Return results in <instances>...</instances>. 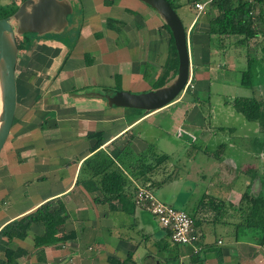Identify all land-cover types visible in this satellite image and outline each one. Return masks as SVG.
<instances>
[{
	"label": "crops",
	"instance_id": "obj_1",
	"mask_svg": "<svg viewBox=\"0 0 264 264\" xmlns=\"http://www.w3.org/2000/svg\"><path fill=\"white\" fill-rule=\"evenodd\" d=\"M69 1L74 3L76 18L71 20L73 28L67 32L75 29V45L72 43L68 45L58 37L62 36L64 31L59 35H54L56 37L53 36L50 40L48 38L35 40L34 47L29 44L31 47L28 50L18 52L16 79L21 77L27 82L25 89L31 92V96H39L44 103L46 101L49 110L43 106L42 109L36 108L38 110L35 111H38V114L46 112L44 116L51 117V120L48 124L46 123L47 128L41 132L42 137L45 138L43 142L47 150L37 152V147L29 142L19 147L18 138L14 141L17 143V153L23 150L26 154L24 161L29 168L23 171L15 170L14 175L9 173L8 179L0 178V203H6L4 209L0 208V230L9 222L29 214L47 201L59 199L66 209L68 220L58 227L57 236H68L73 233L74 238L46 247L41 251L33 247L32 240L34 236L43 234V226L42 224L32 225L30 235L25 240L13 242L15 249L26 252L17 259L18 264H114L112 260L117 261L118 264H154L155 258L162 256V252L165 253L168 250L163 248L165 245L164 230L150 213L135 205L133 186L125 187V197L121 202L115 200L111 204L97 203L95 199L100 198V194L98 192L89 193L82 186V181L91 178V172L84 167L83 162L93 155V153L90 154V150L95 140L89 139L88 136L98 132L102 133L104 139V145L99 150L105 153L110 152L114 147L121 149L128 144L127 142H131L130 148L137 154L146 150L147 145L151 144L157 154L169 156L166 163L159 167L151 177L153 192L158 190L156 198L175 209H177L175 205L182 202V198L176 194L177 188H171L173 191L167 188L171 184L178 185L181 178H178V174L175 176L174 172L167 168L172 158L171 154L167 152V149L158 148L157 143L153 142L145 132L134 133L136 127L158 115L159 110L145 114L144 117L139 116L122 127H108V130L104 110L107 106L104 104V99L97 95L99 91L96 90L99 87L100 89L109 87L113 83L115 85L116 76L123 80L122 77L125 75L132 82L150 83L148 85L152 86L150 81L155 82L162 72L170 35L164 29V23L157 12L140 0H120L119 3L111 1L107 8L103 5V3L107 4V0ZM8 3V0H0L1 5ZM99 5L105 11H99ZM82 9L84 13L79 14ZM195 20L196 17L188 25V32L193 26L195 27ZM162 30L166 32L164 35ZM158 33L160 35L156 39ZM128 39H131L132 47L118 48V43L123 44ZM202 48L201 44H199L198 51L195 47L193 55L197 60L196 65H199L195 76L200 80L208 73L207 70L209 71L204 66L207 65V58L204 59L205 49L198 57L199 50ZM129 49L131 50L128 51ZM190 53L191 50L189 57ZM163 54L165 56L161 57ZM85 55L87 58L84 57ZM20 66H22L21 71H19ZM54 69H56L54 78H48V80L47 77ZM46 79L52 85L56 80L57 83L51 94L43 98L47 95L48 88L43 91L39 85H47ZM66 84L69 86H65ZM88 88H95L91 91L97 98H79L70 94ZM96 101L99 102V106ZM18 104L19 101H17V109ZM70 116L73 119L68 118ZM15 119L17 124L11 132L15 131L14 129L19 125L17 110ZM114 120L110 118V121ZM187 125L199 131L197 135L189 132L193 138L188 139L199 140L202 144L210 141L209 128L190 123ZM71 130L75 132L74 135L69 133ZM250 134L252 136L249 139L250 143H254L257 149L259 144L260 146L264 144V138L259 136L261 133L258 125L252 128ZM50 147L56 152L55 155L49 153ZM69 148L73 149L74 155L65 154V150ZM259 154L263 157L264 149L261 148ZM221 156L220 158L224 160V155ZM245 160L238 158L235 164L231 163L232 168L224 160L219 163V169L214 168L212 171L207 169L208 163L194 165L196 175L184 174L185 178H191L193 183L190 200L194 199L196 192L200 200L201 192L199 191L202 187L203 196L206 198L205 203L208 198H213L215 203L223 201L226 204L238 206L243 192L248 191L246 188L250 185L241 178V173L245 174L242 168L255 170V166L249 163L251 161L248 159L245 162ZM228 161L231 162V160ZM232 169L236 171V180L231 178ZM159 173L162 174L160 181L155 179ZM167 176L168 179L165 180ZM18 181H22L23 184L17 185ZM137 183L138 181H132L134 186L139 185ZM213 183L218 186L214 188ZM16 185L20 187L22 199L14 202L10 197L14 198L12 192L15 193ZM7 187H11V190L9 191ZM220 189V198L212 195V191L220 192ZM5 191H8V194H3ZM131 193L132 197H129ZM192 204L188 202L186 208L191 207ZM208 207H210L209 203L208 206L201 208L195 206L194 208L197 219L200 220L199 248L203 251L200 255L204 264H224L229 254L233 257L236 255L240 260L239 264H264V246L259 248L251 241V238L247 242L241 241L239 239L240 230H236L230 220L229 224H224L223 220H216L221 215L229 219L233 212L228 210L218 217L217 213L208 212ZM213 235L215 241L211 238ZM210 249L218 253L209 252ZM191 250V247H179L178 257L181 264H193L194 258L191 256ZM129 256L131 260L128 259ZM175 256L176 252L167 253L165 258ZM159 262L163 264L161 260Z\"/></svg>",
	"mask_w": 264,
	"mask_h": 264
},
{
	"label": "rangeland",
	"instance_id": "obj_2",
	"mask_svg": "<svg viewBox=\"0 0 264 264\" xmlns=\"http://www.w3.org/2000/svg\"><path fill=\"white\" fill-rule=\"evenodd\" d=\"M111 1H115V3L120 2V0H107V4L103 2L102 3L104 7L107 8L108 4H111ZM171 1L174 2V5L176 6V14L180 18L183 27L187 30L188 25L195 19L197 15V12L192 5V3L196 0ZM98 9L99 11H105L100 5L98 6ZM207 9L208 8L206 7L205 10L198 15L199 17L196 18L195 23L197 21L198 22L196 23V27H193V29L195 28V30L202 32H205L207 30V27L202 23L207 13ZM83 10L84 9L79 11V14H83ZM67 31L68 30H66L62 36L58 37L63 39V41L68 45H70L71 43L74 44L76 41V35L74 32L75 29H73V31L71 32ZM162 31L164 35L166 32H164V30ZM159 32L161 33V30ZM160 33L157 34L156 39L159 38L158 36L160 35ZM187 33L189 34L188 31ZM28 35L29 37L33 36L31 34ZM131 37L133 36L131 35ZM199 37H201V35H198L196 33L193 34L194 45L197 51L199 49V44L202 45L207 43L206 40H199ZM238 39L239 38L237 37H226L224 40L219 39L205 46L203 45V48L199 50L198 57H200L202 50L205 49L204 59L207 58L206 64L209 65V68H207L206 65L205 69H209V71L207 70L208 73L206 75H203V78L200 80L196 78V70L193 72L191 66L192 80L189 86L191 93L186 96H184L183 93L178 97L177 100L179 101L176 100L177 102L174 101L170 105L160 109L158 111V115L149 118L147 121L143 122L141 125L134 129V133L145 132L149 137H151V140L153 142L157 143L158 148H161L162 150L167 149V152L171 154L172 158L171 161H169L167 168L171 172H174L175 176L178 174V178H181L178 182L179 187H177L178 185L171 184L169 185L170 187L167 188H170V191H173V189H171L173 187L177 188L176 194H178V196L182 198V202L180 204H176L175 206L179 210L185 209V212L188 214L193 213L195 206H198L199 201L202 199L204 193L202 192L204 190L201 187V190L199 191V193L201 192L200 200L199 194L197 192L195 193L193 200H190L189 198L192 195L190 191H193V183L192 179L185 178L186 175L184 174L188 173V175L190 176L196 175V169H193L194 165H205V163H208L207 169L209 171H212V169L214 168L219 169V163L224 160L225 163H228L232 168L231 163L235 164L238 158L246 159L245 162L249 159L251 161L249 163H251L252 166H255V170L242 168L245 174L242 175L241 173V178L242 180L245 179L246 182L250 183V185L246 188L250 193L254 195H264V156L262 157L259 154L261 148L257 149V146H255L254 143L251 144L249 140L252 138L250 134L252 133V128H254L257 123L246 121L244 117L237 113L231 105L232 100L235 98L264 99V56L256 53L252 45H249V47H247L246 45L237 43ZM214 40L216 39L214 38ZM161 41L164 42V39L161 38ZM252 42L253 44L256 43L255 41ZM30 45L34 47L35 41L31 42ZM117 45L119 48L132 47L133 44L131 43V39H128L123 44L118 43ZM195 47L192 48V55L190 53V62L194 64H196L197 61L193 56L195 54ZM131 49H129L128 51H130ZM164 56L165 54L161 55V57ZM249 59L253 61L252 85L250 88H247L241 86V80L242 72L247 70V63ZM197 67L198 66H196V68ZM21 70L22 66H20L19 71ZM55 73L56 69L52 70L47 79L54 78ZM122 78L123 80H119L120 91L137 95L156 90L153 89V80L150 81L152 83L151 86L148 85L150 83L143 84L137 83L139 81L132 82V80H129L128 76L126 75ZM48 80L46 82L47 85H39L40 89H43V91L48 88V90L46 91L47 95L43 98L47 97L48 94H51L53 88H56L57 80L54 81V85L50 84ZM130 81L132 82V84ZM18 85L17 101H19V104L17 112L18 121H20L19 125L14 129L15 131L11 132L13 137L10 136L8 142L6 143L4 149L0 154V178L2 180L3 178L8 179L9 173L14 175L15 170L19 169L23 171L24 169L29 168L24 161L26 159V154L24 153V151L22 150L21 153H17V143L14 142L16 138H18V143H20L18 144L19 147L25 142H29L34 147H37V152L47 150V146L43 142L45 138L42 137L43 134L41 135V132L47 128V124L51 120V117H45L46 115L44 113L46 112L38 114V111H35L38 110L36 108L42 109L43 106L46 110H49V108H47L46 101L44 103L42 98H39V96H31V92L28 91V89H25L27 86V82L22 80L21 77H19L18 79ZM65 86L68 87L69 84H66ZM115 86L116 85H114L113 83V85H110L109 87H104L101 89L99 87V89L97 88L96 90L97 92L99 91V94L102 95L112 94L114 93L113 91L115 90ZM94 89L95 88H88L87 90ZM105 89H107L108 91H105ZM82 91L83 90H81L80 92ZM193 99H196V103L192 102ZM97 105L99 106V102H97ZM104 110L107 120L106 128L108 130V127L111 128L112 126L113 128H116L118 126L122 127L127 123H131L135 118L140 116L138 111L133 109H125L120 107H104ZM68 118L73 119L71 116ZM110 118L115 120L110 121ZM187 123L199 125L203 128H209V134H211L210 141L206 144H202L199 140L194 141L195 139H188L191 136L187 135L189 134V132H193L197 135V133L199 134V131L193 130V128L187 125ZM157 127L159 129H157ZM179 131L182 132L180 136L177 135ZM69 133L71 135H74L75 132L71 130L69 131ZM259 136L264 138L263 134H259ZM20 137L26 140H23ZM191 138L193 137L191 136ZM50 149L48 150L49 153L51 155H55L56 152L52 150L51 147ZM65 154L74 155V151L72 148H69L65 150ZM221 155H224V160L220 158L222 157ZM228 160H231V162H229ZM231 171V178H234L236 180V171L234 172L233 169ZM161 175L162 174L159 173L158 176L155 177V179L160 181V177H162ZM167 179L168 176L165 178V180ZM16 184L20 185L23 183L22 181H18V183ZM215 184L216 183H213L214 188L218 186ZM17 185L16 187H14L15 193L12 192L14 198L10 197L14 202L22 199L20 187H17ZM7 188L9 191L11 190V187ZM7 192L5 191V193L3 194H6ZM157 192L158 190H154L155 196L157 195ZM220 193L221 189L220 192L212 191V195L218 198H220ZM188 202H190V204H193L191 207L186 208ZM183 204H185V206H183ZM5 207L6 203H0V208L4 209ZM244 231H246V233H242V235H240L239 233V239L243 242L250 241L249 238L253 237L254 234H257L255 236L256 238L261 235V232L259 230L246 229ZM211 238L215 241L214 235L211 236ZM174 252H176V248L172 245L165 253L162 252V256H158L155 259L159 261L161 260L163 264H181L179 258L176 262L165 260L166 258H169H165L167 253L173 254ZM193 253H197V251ZM239 262L240 260L236 255H234L233 257L231 254H229V258L227 257L224 264H239ZM193 264L197 263L193 262Z\"/></svg>",
	"mask_w": 264,
	"mask_h": 264
},
{
	"label": "trees",
	"instance_id": "obj_3",
	"mask_svg": "<svg viewBox=\"0 0 264 264\" xmlns=\"http://www.w3.org/2000/svg\"><path fill=\"white\" fill-rule=\"evenodd\" d=\"M19 1L20 0H9V3L6 5L0 4V19L14 14L17 10ZM166 1L175 11L176 6L174 2L171 0ZM205 1L206 0L194 1L192 3L193 8L195 9V3H203ZM206 7L208 9L202 23L207 27V30L202 32L195 30V28L193 29L194 26L192 27L188 34L191 51L192 48L195 47L193 34L196 33L201 35L199 40L207 41V43L202 44V46L219 39L224 40L226 37H237L239 38L237 43L246 45L247 47L252 45L256 53L264 56V0H213ZM197 17L199 16L196 15V18ZM163 27L170 35L168 52L162 66V72L154 82L153 89L162 88L167 85L175 78L178 69V57L173 37L169 28L166 25ZM184 30L187 32L185 28ZM214 38L216 40H214ZM252 41L256 43L253 44ZM18 48L22 51L28 50L29 44L22 41L18 45ZM84 57L87 58L86 55ZM252 64L253 61L249 59L247 70L242 72L241 86L243 87L250 88L252 85ZM196 66L199 65L192 63L193 72L196 70ZM204 66L206 67V65ZM208 66L209 65H207V68H209ZM119 80L120 78L116 76L114 93L120 91ZM16 83L18 89L17 79ZM105 91L108 90L105 89ZM190 93V88H187L184 96ZM192 102L196 103V99H193ZM231 105L246 121L257 123L260 133L264 135L263 98H235L232 100ZM137 111L141 117H144L145 113L143 111ZM150 113L152 112L148 114ZM16 124L17 120L14 119L12 128ZM88 138L95 140L90 150V154L93 153V155L87 158L83 164L84 167L91 172V178L82 181V186L89 193L98 192L100 194V198L95 199L97 203L111 204V202L115 200L121 202L125 197V187L130 188L133 186L135 193L136 188L132 185V181H138L137 184L139 185H145L150 182V187H153L151 183L152 175H154L155 171L169 159L168 155L157 154L154 146L151 144L147 145L146 150L136 154L130 148L131 142H127L128 144L121 149L114 147L110 152L105 153L99 150L104 145L101 132L91 134ZM258 147L264 149V144H261V146L259 144ZM132 193L129 197H132ZM205 199L204 196L199 201L198 207L208 206L209 203L210 207L207 208V211L217 213L216 215L218 217L224 212H228V210L233 212L229 219L223 218V215H221L219 219H216L215 215L214 221L215 219L219 221L223 220L224 224H229L230 220L231 225L235 226L236 230H240V235L241 233H246V231H244L246 229L259 230L261 235L258 238L255 237L257 234H254L253 237L250 238L256 245L261 247L264 246V195H254L249 191H245L236 207L231 204H226L223 201L215 203L213 198H208L205 203ZM195 213L196 211L193 210L192 214H187L194 220V227L198 230L200 220L197 219ZM67 220L68 214L63 203L59 199H54L40 205L29 214L9 222L0 230V264H18L17 259L25 255L26 252L15 249L13 247V242L25 240L30 235L32 225L42 224L43 226V234L33 237L32 241L35 249L43 250L46 247H51L63 241L73 239V233H70L68 236H57L58 227L65 224ZM170 237L171 231L168 229L165 230L163 238L165 245L163 248L168 249L173 245ZM197 246L199 247V242ZM173 247L176 248V256L174 258H166L165 260L176 262L179 258L178 250L180 246L173 245ZM41 251H39V253H41ZM211 251L216 252L214 249H210L209 252ZM201 252L203 251L191 253V256L194 258L193 261L197 264H204L202 256L200 255ZM128 259L131 260V256H129ZM112 263L118 264L117 261L113 260Z\"/></svg>",
	"mask_w": 264,
	"mask_h": 264
},
{
	"label": "water",
	"instance_id": "obj_4",
	"mask_svg": "<svg viewBox=\"0 0 264 264\" xmlns=\"http://www.w3.org/2000/svg\"><path fill=\"white\" fill-rule=\"evenodd\" d=\"M155 10L173 37L178 57L175 78L156 90L131 94L115 92L97 94L107 107H120L143 111H158L173 103L184 92L190 74L187 32L173 8L166 0H140ZM75 12L69 0H25L10 17L0 19V154L12 130L17 110L16 63L18 44L16 36L27 33L43 36L59 35L71 30L68 17ZM77 26V25H76ZM154 264H161L158 260Z\"/></svg>",
	"mask_w": 264,
	"mask_h": 264
},
{
	"label": "built area",
	"instance_id": "obj_5",
	"mask_svg": "<svg viewBox=\"0 0 264 264\" xmlns=\"http://www.w3.org/2000/svg\"><path fill=\"white\" fill-rule=\"evenodd\" d=\"M212 1L206 0L203 3H195L194 7L197 15L201 14ZM191 76L190 69L189 80L184 92L190 86ZM181 133L179 131L177 135L180 136ZM187 135L190 136L189 134ZM135 188L136 191L133 198L135 205L150 213L164 231L167 229L171 231L170 240L173 245L182 248L191 247L192 252H200L201 248L197 246L200 241L199 232L194 227V220L185 211L177 210L170 205L160 202L150 187V183L145 185L135 184ZM218 243L220 244V242Z\"/></svg>",
	"mask_w": 264,
	"mask_h": 264
},
{
	"label": "flooded vegetation",
	"instance_id": "obj_6",
	"mask_svg": "<svg viewBox=\"0 0 264 264\" xmlns=\"http://www.w3.org/2000/svg\"><path fill=\"white\" fill-rule=\"evenodd\" d=\"M9 1V0H8ZM23 1H25V0H20L19 1V3L17 4V9H18V7L22 4V2ZM74 14V13H73ZM70 15L69 17H68V21L70 22L69 23V25H72L73 23H71V20L73 21L74 20V18H76L75 16V14L74 15ZM13 15V14H12ZM11 15V16H12ZM10 17V16H9ZM66 31V30H65ZM28 34H31V35H33L32 37H33V39H32V37H29V35ZM35 36V37H34ZM53 36L54 35H49V34H47V35H43V36H38V35H36V34H32V33H27V34H23V35H20V36H16V41H17V44L19 45L22 41H24V42H26V43H28V44H30V42H32V40H38V39H49L50 40V38H53ZM54 37H56V36H54ZM51 40H54V39H51ZM18 52H19V48H18ZM16 74V73H15ZM71 95H73V96H76V97H79V98H87V99H91V98H97L96 96H94L93 95V91H91V90H83L82 92H80L79 90L78 91H75V92H71L70 93Z\"/></svg>",
	"mask_w": 264,
	"mask_h": 264
},
{
	"label": "clouds",
	"instance_id": "obj_7",
	"mask_svg": "<svg viewBox=\"0 0 264 264\" xmlns=\"http://www.w3.org/2000/svg\"><path fill=\"white\" fill-rule=\"evenodd\" d=\"M187 36H188V34H187ZM190 69H191V66H190ZM183 93H185V92H183ZM183 93H182V94H183ZM183 95H184V94H183Z\"/></svg>",
	"mask_w": 264,
	"mask_h": 264
}]
</instances>
